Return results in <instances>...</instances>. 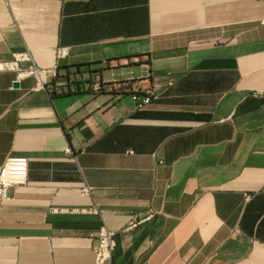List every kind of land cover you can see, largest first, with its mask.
I'll use <instances>...</instances> for the list:
<instances>
[{"label": "crops", "instance_id": "obj_1", "mask_svg": "<svg viewBox=\"0 0 264 264\" xmlns=\"http://www.w3.org/2000/svg\"><path fill=\"white\" fill-rule=\"evenodd\" d=\"M26 51L57 76L0 72V264H93L102 227L108 264H264V0H0Z\"/></svg>", "mask_w": 264, "mask_h": 264}, {"label": "built area", "instance_id": "obj_2", "mask_svg": "<svg viewBox=\"0 0 264 264\" xmlns=\"http://www.w3.org/2000/svg\"><path fill=\"white\" fill-rule=\"evenodd\" d=\"M63 50L57 51V56H64ZM31 61L26 68H21L19 62ZM12 71L16 73L17 80L25 76H32L36 80L35 87L42 89L45 85L51 81L53 77H56V66L52 67H39L31 60L29 52L14 53L13 59L8 61H0V72ZM112 90L113 88L107 84H103L96 76L91 84V90L98 92L102 88ZM157 92V93H156ZM148 90L145 93L141 91L131 90L130 96L134 101L136 109H142L147 105L153 103L158 97L159 92L156 90ZM27 174V158L20 156H8L0 166V198L5 199L9 195V190L12 187L26 183ZM90 187L83 185L81 190L83 192L90 191ZM150 216V215H149ZM148 217V216H147ZM143 219L139 220L142 221ZM138 220H130L126 229H130L137 224ZM114 248V231L105 227L100 228L97 233V243L93 248L94 260L93 264H108L112 257Z\"/></svg>", "mask_w": 264, "mask_h": 264}, {"label": "rangeland", "instance_id": "obj_3", "mask_svg": "<svg viewBox=\"0 0 264 264\" xmlns=\"http://www.w3.org/2000/svg\"><path fill=\"white\" fill-rule=\"evenodd\" d=\"M101 80V79H100ZM101 82H102V80H101ZM91 84H92V82H91ZM91 84H89V88H91ZM122 88H124V86H121V87H118V86H116V89H122ZM131 88H133L134 90H136V91H141L142 93H145L146 91H148V90H153L154 92H156V88L155 87H153V86H148L147 88H145V89H142V88H140V87H131ZM109 91H113V89L112 90H109ZM121 91H124V90H119L118 91V93L119 94H121ZM131 92V91H130ZM157 93V92H156Z\"/></svg>", "mask_w": 264, "mask_h": 264}]
</instances>
